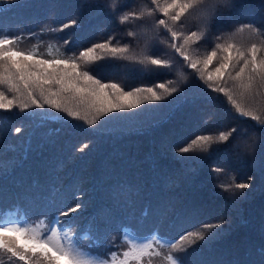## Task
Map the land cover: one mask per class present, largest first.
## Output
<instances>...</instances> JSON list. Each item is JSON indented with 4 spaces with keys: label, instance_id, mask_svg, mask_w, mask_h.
<instances>
[{
    "label": "trees",
    "instance_id": "16d2710c",
    "mask_svg": "<svg viewBox=\"0 0 264 264\" xmlns=\"http://www.w3.org/2000/svg\"><path fill=\"white\" fill-rule=\"evenodd\" d=\"M108 3L110 0H0V28L12 36L23 35L19 46H36L41 54L50 44L78 54L110 37L113 44H127L139 52L144 39L130 37L128 32L142 33L151 26V18L121 24L120 13L112 14ZM121 3L126 5L123 12H139L147 0ZM71 20L78 21L77 25L49 31ZM244 24L264 33V0H236L233 8L221 7L204 39L194 47L203 55ZM185 29H200L195 14L187 18ZM232 38L247 39L248 32ZM163 39L155 41V55L171 59V68L149 70L154 66L113 60L101 61L89 70L102 82L118 83L126 91L173 81L170 86L181 90L173 96L109 113L92 128L47 106L0 115V217L26 216L35 223L58 216L78 233L81 247L93 245L94 252L105 256L126 247L120 239L125 230L140 236L158 232L176 240L189 230L219 223L213 230L218 235L207 238L206 234L187 253L175 255L182 256L185 264H264V178L253 160L237 158L227 145H220L205 160L190 158L207 156L204 153H179L195 136L216 134L232 126L246 131L245 138L254 142L256 151L262 132L255 122L234 120L225 99L206 96L192 70L185 69L181 58L160 42ZM32 112L51 116L32 117ZM17 127L22 129L20 133L15 132ZM84 145L87 147L80 151ZM217 167L222 171H213ZM249 176L253 180L245 190L247 196L237 197L235 202L219 188L221 183L244 182ZM77 204L82 205L77 212L60 216ZM152 264H163L162 257L153 258Z\"/></svg>",
    "mask_w": 264,
    "mask_h": 264
},
{
    "label": "snow or ice",
    "instance_id": "6c2138e0",
    "mask_svg": "<svg viewBox=\"0 0 264 264\" xmlns=\"http://www.w3.org/2000/svg\"><path fill=\"white\" fill-rule=\"evenodd\" d=\"M5 2L11 3V0ZM235 4L236 0H147L139 12H123L126 5L121 0H110L107 7L112 14L120 13L121 24L151 18V26L142 33L128 32L130 37L140 35L144 39L145 45L139 52L131 50L127 44H113L110 37L78 54L52 44L45 54H41L36 46L31 49L19 46L25 39L23 35L12 36L0 28V115L10 114L13 110L28 113L29 109L47 106L92 128L109 113L135 109L144 102L173 96L181 91L170 86L173 81L126 91L118 83L102 82L89 70L101 61L113 60L154 66L149 70L171 68V59L155 55L158 51L155 41L162 36L164 39L160 42L166 43L171 52L181 58L185 69L192 70L193 79L203 85L206 96L225 99L234 120L255 122L254 126L262 132L260 148L256 151L254 142L245 138L246 131L232 126L216 134L195 136L179 148V153H204L207 156L190 158L205 160L210 158L212 151H219L220 145H227L237 158H251L264 178V33L254 25L244 24L203 55L194 47L204 39L210 21L218 18L219 9L233 8ZM193 14L200 29L187 31L185 22ZM77 23L71 20L59 29L49 31H63ZM245 30L247 39L236 41L232 38ZM217 40H220L219 36ZM64 43L67 45L69 41ZM212 93L217 95L212 97ZM30 115L51 116V113L32 112ZM21 131L20 127L15 129L16 133ZM238 132H241L240 136H237ZM86 147L84 145L80 151ZM213 171L219 173L222 170L217 167ZM252 180L249 176L244 182L221 183L219 188L235 202V198L247 196L245 190L252 186ZM81 207L77 204L60 212V216L68 217ZM218 228L219 223L205 224L179 235L176 240L162 237L158 232L140 236L125 230L120 239L126 247L105 256L94 252L93 245L87 249L81 247L78 233L66 227L58 216L45 217L35 223L29 222L26 216L18 219L0 217V264H152L156 257H162L163 264H185L183 257L175 254L187 253L193 245L204 241L206 234H209L207 238L218 235L213 231ZM261 256H264V248Z\"/></svg>",
    "mask_w": 264,
    "mask_h": 264
}]
</instances>
